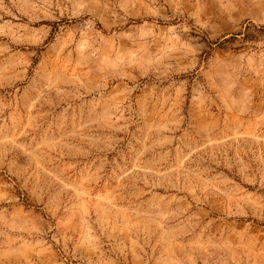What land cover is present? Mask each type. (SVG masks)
I'll use <instances>...</instances> for the list:
<instances>
[{"label": "rangeland", "instance_id": "374dc122", "mask_svg": "<svg viewBox=\"0 0 264 264\" xmlns=\"http://www.w3.org/2000/svg\"><path fill=\"white\" fill-rule=\"evenodd\" d=\"M0 264H264V0H0Z\"/></svg>", "mask_w": 264, "mask_h": 264}]
</instances>
